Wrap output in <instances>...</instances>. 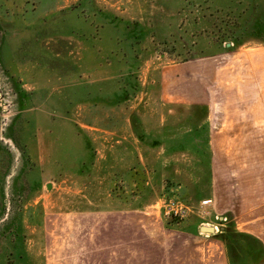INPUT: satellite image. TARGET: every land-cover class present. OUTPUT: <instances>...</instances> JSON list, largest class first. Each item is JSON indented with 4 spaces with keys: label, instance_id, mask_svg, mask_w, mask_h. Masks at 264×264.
<instances>
[{
    "label": "rangeland",
    "instance_id": "374dc122",
    "mask_svg": "<svg viewBox=\"0 0 264 264\" xmlns=\"http://www.w3.org/2000/svg\"><path fill=\"white\" fill-rule=\"evenodd\" d=\"M263 57L264 0H0V264H224L166 222L212 211L170 191L204 104L216 207L264 235Z\"/></svg>",
    "mask_w": 264,
    "mask_h": 264
},
{
    "label": "crops",
    "instance_id": "0c3cea01",
    "mask_svg": "<svg viewBox=\"0 0 264 264\" xmlns=\"http://www.w3.org/2000/svg\"><path fill=\"white\" fill-rule=\"evenodd\" d=\"M247 21H249L248 18H246V21L243 23L244 26H246L245 24H247ZM199 108L204 111V121L198 124L197 127L190 128L194 130L188 129L187 131H185V133L188 135L183 139H180L182 140V142H179V140H177V142L175 140L176 142L173 144L174 146L172 147V151L174 152L172 154L173 156H178V158L172 162L175 164L176 161H180L181 164L178 165L179 169L181 170L179 172V176L184 177V182L183 184H180V186H178V190L177 187H174V189H170V191H175L176 193H178L177 191L180 190V193L182 194H180L181 199L184 202L189 203V206H194L193 204H201V202L212 203V211H207L205 213V216H203V213L196 214L195 212H191L189 217L183 220L169 217L170 221H166L167 217H165V214L163 215L162 213L163 218L166 222L169 223L168 225L171 226L173 230L179 229L183 234L189 237H198L202 236V226H209L212 223L214 224L216 223V218H218L219 215L225 217L223 214H226L230 218V221L234 224L235 229L238 232L256 238L258 241H260L262 247L264 248V235L260 234L261 231L256 227V225H254V220L243 221L241 219L242 216H240L239 214L237 215L233 212V210L227 209L226 212H224L223 210H218L216 207V198L218 196L219 188L214 165L215 159L213 143L209 136L208 138H204L201 136V132H197L196 130H200L202 127H204V131H207L208 128L209 132L210 108L207 104L199 105ZM175 167L177 166H174V168ZM177 171L178 169L176 170L175 168L173 174L174 176H177ZM125 209L128 210L127 207L122 210ZM206 216L209 217L206 219ZM226 223L219 224L222 228L221 232H216L211 236L216 241L218 249L223 256V263L229 264L225 245L219 237L226 230ZM211 236L206 235V237ZM201 240L205 241L203 240V238ZM244 244L248 245L246 242H244ZM243 248L245 249V252L241 254L240 262L243 264H251L248 254L246 253L247 247L243 246ZM22 254L23 257H25V250H22ZM258 264H264V259H262Z\"/></svg>",
    "mask_w": 264,
    "mask_h": 264
},
{
    "label": "trees",
    "instance_id": "16d2710c",
    "mask_svg": "<svg viewBox=\"0 0 264 264\" xmlns=\"http://www.w3.org/2000/svg\"><path fill=\"white\" fill-rule=\"evenodd\" d=\"M143 141L145 142V139ZM219 237L225 245L229 264H243L240 262V256L245 252L244 242L248 244L245 245L247 254L257 258V260L259 257L261 260L264 259V248L260 241L250 235L238 232L232 222L227 225L226 230Z\"/></svg>",
    "mask_w": 264,
    "mask_h": 264
},
{
    "label": "built area",
    "instance_id": "2783aa9c",
    "mask_svg": "<svg viewBox=\"0 0 264 264\" xmlns=\"http://www.w3.org/2000/svg\"><path fill=\"white\" fill-rule=\"evenodd\" d=\"M186 211L187 208L185 207V205H183L182 203H179L177 201L172 200L170 205H169V210L166 212V215L168 217H172L174 219H182L185 217L186 215ZM220 223H226L228 221L227 218L225 217H221V218H217ZM216 232H221L222 228L220 227V225H217L214 227Z\"/></svg>",
    "mask_w": 264,
    "mask_h": 264
},
{
    "label": "water",
    "instance_id": "95a60500",
    "mask_svg": "<svg viewBox=\"0 0 264 264\" xmlns=\"http://www.w3.org/2000/svg\"><path fill=\"white\" fill-rule=\"evenodd\" d=\"M48 188H50V184L48 186ZM212 229V230H211ZM202 232H206V233H210V234H214L212 231H214V229L211 227V228H204L202 227Z\"/></svg>",
    "mask_w": 264,
    "mask_h": 264
},
{
    "label": "bare ground",
    "instance_id": "6f19581e",
    "mask_svg": "<svg viewBox=\"0 0 264 264\" xmlns=\"http://www.w3.org/2000/svg\"><path fill=\"white\" fill-rule=\"evenodd\" d=\"M204 228H211V227H203V229H204ZM211 230H212V229H211Z\"/></svg>",
    "mask_w": 264,
    "mask_h": 264
}]
</instances>
